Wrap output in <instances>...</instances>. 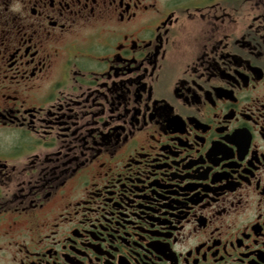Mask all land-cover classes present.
<instances>
[{
    "label": "flooded vegetation",
    "instance_id": "1",
    "mask_svg": "<svg viewBox=\"0 0 264 264\" xmlns=\"http://www.w3.org/2000/svg\"><path fill=\"white\" fill-rule=\"evenodd\" d=\"M0 195V264H264V0H0Z\"/></svg>",
    "mask_w": 264,
    "mask_h": 264
},
{
    "label": "rangeland",
    "instance_id": "2",
    "mask_svg": "<svg viewBox=\"0 0 264 264\" xmlns=\"http://www.w3.org/2000/svg\"><path fill=\"white\" fill-rule=\"evenodd\" d=\"M19 167H22V166H19ZM20 183H21V180L13 181L12 183L9 184V190L11 192H14V191L17 192V189Z\"/></svg>",
    "mask_w": 264,
    "mask_h": 264
},
{
    "label": "trees",
    "instance_id": "3",
    "mask_svg": "<svg viewBox=\"0 0 264 264\" xmlns=\"http://www.w3.org/2000/svg\"><path fill=\"white\" fill-rule=\"evenodd\" d=\"M1 197H3V195H0Z\"/></svg>",
    "mask_w": 264,
    "mask_h": 264
}]
</instances>
